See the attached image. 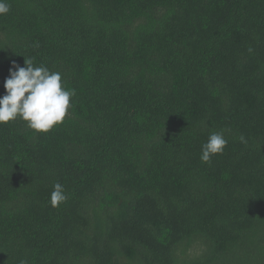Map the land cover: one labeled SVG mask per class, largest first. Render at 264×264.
Masks as SVG:
<instances>
[{"label": "trees", "instance_id": "1", "mask_svg": "<svg viewBox=\"0 0 264 264\" xmlns=\"http://www.w3.org/2000/svg\"><path fill=\"white\" fill-rule=\"evenodd\" d=\"M5 2L0 96L25 58L75 95L0 125V264H264V0Z\"/></svg>", "mask_w": 264, "mask_h": 264}, {"label": "clouds", "instance_id": "2", "mask_svg": "<svg viewBox=\"0 0 264 264\" xmlns=\"http://www.w3.org/2000/svg\"><path fill=\"white\" fill-rule=\"evenodd\" d=\"M8 11L9 5L0 0V15ZM24 65L21 67L13 61L9 69V77L4 82L5 94L0 96V125L19 118L36 132H48L65 119L75 90L62 86L59 72L34 66L32 58H25ZM241 141L244 142L243 137ZM226 144L223 132L211 133L201 146V161L208 162L212 156L221 154ZM66 199L63 185L54 184L50 204L56 207Z\"/></svg>", "mask_w": 264, "mask_h": 264}]
</instances>
